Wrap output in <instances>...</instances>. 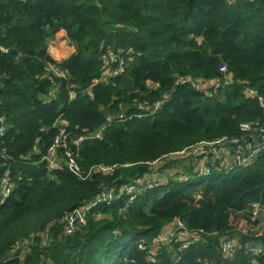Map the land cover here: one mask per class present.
Listing matches in <instances>:
<instances>
[{"label":"trees","instance_id":"16d2710c","mask_svg":"<svg viewBox=\"0 0 264 264\" xmlns=\"http://www.w3.org/2000/svg\"><path fill=\"white\" fill-rule=\"evenodd\" d=\"M61 31L73 49L58 64L66 80L47 72L54 62L47 43ZM107 50L132 53L121 75L94 84ZM223 66L230 83L212 98L173 86L176 76L218 78ZM247 89L264 96V0H0V115L7 124L0 181L13 184L0 204V264L17 263V243L25 245L23 264H264L251 251L255 244L264 250V153L228 172L212 164L202 176L188 149L242 139L240 123L264 122ZM156 101L155 113L136 117L144 113L140 104ZM60 121L69 142L106 126L101 139L71 148L85 174L116 166L112 175L81 180L40 161ZM183 149L189 153L172 158ZM146 179L160 185L129 201L121 188ZM104 192L111 198L97 202ZM79 208L84 223L65 236L61 221ZM178 219L201 231L200 239L180 252L162 248L150 262L138 245ZM224 238L236 241L231 258L221 253Z\"/></svg>","mask_w":264,"mask_h":264},{"label":"built area","instance_id":"2783aa9c","mask_svg":"<svg viewBox=\"0 0 264 264\" xmlns=\"http://www.w3.org/2000/svg\"><path fill=\"white\" fill-rule=\"evenodd\" d=\"M233 3L235 0H227ZM132 53L131 50H107L101 57V77L99 80H94V84L99 82H107L110 78L117 77L124 72L127 61L124 56ZM53 63L47 66V72L56 79L66 80V73L60 69L59 63L53 59ZM221 76L211 80V84L207 85L206 80H195L189 76H176L173 81V86H188L191 89L199 91L205 98H212L218 91L223 90L229 85L230 79L223 66L220 68ZM148 87H157L156 84L147 83ZM90 94V90L87 91ZM246 93L249 97L255 98L258 106L263 110L264 117V96L259 95L253 89H247ZM161 106L160 101L153 104L143 103L140 108L144 111L142 114L136 115L140 118L145 115L155 113ZM124 114H119L116 117L107 116L106 123H111L113 119H123ZM57 131L51 143L47 147L46 153L41 157L40 161H45L48 168L63 170L67 169L74 176L81 180H85L92 173H101L103 175H112L116 166L96 165L89 169L85 174L80 169L71 146L77 149L81 142L85 139H101L106 126H101L97 131L90 133L87 136H82L76 140L69 142L68 133L66 131V124L63 121L58 122L56 125ZM7 130L6 118L0 115V143ZM239 131L243 136L242 139L221 137L210 142H199L196 145L188 148L190 153L194 156L193 167L198 174L205 176L211 171V165L217 164L218 168L222 171L228 172L234 168L245 167L254 163L261 153H264V122H242L239 124ZM1 146V145H0ZM189 152L187 149L172 153V158L181 157ZM0 156L7 157L6 149L0 147ZM154 164V163H153ZM171 174H174L172 172ZM171 180L183 181L182 175H171ZM160 185L156 180H141L139 184H130L121 188L122 193L129 197V201L141 193L142 189H152ZM143 186V187H142ZM142 187V188H141ZM13 190V184L8 177H4L0 181V204H2L10 195ZM111 193H102L97 202L107 201L111 198ZM84 209L79 208L64 216L62 222V232L65 236H69L79 231L84 223ZM253 219L259 216L257 208L251 213ZM201 231H189L185 228L184 224L178 219L173 223L166 225L159 234V236L152 239L148 244L140 243L138 249L145 251L149 256V261L154 263L155 256L158 252L165 247L169 251L176 246L177 251H184L187 247L200 239ZM47 239L42 241L43 245L46 244ZM25 245L17 243L12 251V256L17 261L16 264H23L25 260ZM237 248L235 240L224 238L221 241V253L225 258L233 257ZM253 255H263L264 250L255 244L251 248ZM257 264V262H254Z\"/></svg>","mask_w":264,"mask_h":264},{"label":"rangeland","instance_id":"374dc122","mask_svg":"<svg viewBox=\"0 0 264 264\" xmlns=\"http://www.w3.org/2000/svg\"><path fill=\"white\" fill-rule=\"evenodd\" d=\"M49 49L48 52L51 55L52 59H55L58 63H60L62 61V55L63 53H67L68 50H72V47L69 45V43L67 42V39L65 38V34L64 32H59L53 39H50L47 43ZM56 86L52 88L50 94H49V98H54L56 96ZM72 97V95H71ZM177 158V157H176ZM183 164V163H181ZM170 170V173H172ZM147 178H157L155 176H147ZM47 232H44L41 236V238L43 239L42 241H44L45 239H48L47 237ZM47 242V241H46ZM51 264V263H50Z\"/></svg>","mask_w":264,"mask_h":264},{"label":"crops","instance_id":"0c3cea01","mask_svg":"<svg viewBox=\"0 0 264 264\" xmlns=\"http://www.w3.org/2000/svg\"><path fill=\"white\" fill-rule=\"evenodd\" d=\"M72 53H73V49L72 50L69 49L67 53L61 54L62 55L61 57L63 58L62 61L65 60V59H67ZM206 83H207V85H210L211 84V80H206ZM54 92H56V91H54Z\"/></svg>","mask_w":264,"mask_h":264}]
</instances>
